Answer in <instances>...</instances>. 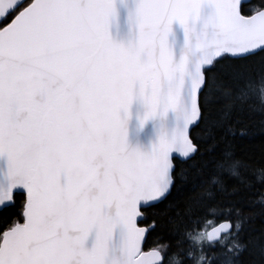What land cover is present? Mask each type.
I'll list each match as a JSON object with an SVG mask.
<instances>
[{"label":"snow or ice","instance_id":"6c2138e0","mask_svg":"<svg viewBox=\"0 0 264 264\" xmlns=\"http://www.w3.org/2000/svg\"><path fill=\"white\" fill-rule=\"evenodd\" d=\"M257 128L264 0H0V264H264Z\"/></svg>","mask_w":264,"mask_h":264},{"label":"trees","instance_id":"16d2710c","mask_svg":"<svg viewBox=\"0 0 264 264\" xmlns=\"http://www.w3.org/2000/svg\"><path fill=\"white\" fill-rule=\"evenodd\" d=\"M249 3L254 4L256 0H250ZM254 132L255 134L251 137L239 141L236 150L238 155L245 159L256 163H264V134H261L258 128L254 129ZM252 227L256 230L264 228V219L257 218ZM149 243H151V241H149Z\"/></svg>","mask_w":264,"mask_h":264},{"label":"water","instance_id":"95a60500","mask_svg":"<svg viewBox=\"0 0 264 264\" xmlns=\"http://www.w3.org/2000/svg\"><path fill=\"white\" fill-rule=\"evenodd\" d=\"M250 1V0H249Z\"/></svg>","mask_w":264,"mask_h":264}]
</instances>
